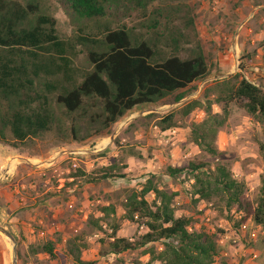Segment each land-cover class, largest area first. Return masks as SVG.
<instances>
[{
	"label": "trees",
	"instance_id": "16d2710c",
	"mask_svg": "<svg viewBox=\"0 0 264 264\" xmlns=\"http://www.w3.org/2000/svg\"><path fill=\"white\" fill-rule=\"evenodd\" d=\"M54 1L74 28L68 36L60 35L56 18L45 12L44 0H0V142L15 146L47 132L64 143L108 136L133 109L178 102L190 93L191 83L209 76L215 65L211 60L217 46L197 37L187 0ZM134 14L139 20L127 25ZM180 50L187 54L182 56ZM255 52L243 48L240 59L249 65ZM244 71L215 85L222 112L212 113L207 106L206 116L190 127L195 143L212 156L221 153L214 140L229 117L231 102L256 117L264 135V88L247 79ZM201 105L196 98L180 111L160 116L155 125L161 130L174 127L178 112L184 118ZM154 115L150 112L133 119L123 131L145 125ZM119 140L120 135L113 140L119 153L104 167L110 171L107 176L124 177V159L135 153ZM260 150L264 160V142ZM75 173L82 174L79 169ZM165 173L191 175L197 200L222 196L227 207L243 212V220L250 217L264 227V175L257 196L250 200L243 182L222 162L213 167L205 162L167 165ZM154 178L146 176L141 188L133 189L121 202L124 217L143 225L145 231L130 240L114 237L110 249L118 253L146 246L143 251L153 254L147 245L160 242V250L151 259L162 264H214L223 255L222 230L210 233L196 227L191 216H176L173 200L178 192L159 187ZM150 192L151 201L146 198ZM88 222L95 225L92 218ZM53 246L51 240L30 244L33 252L50 257H55ZM80 253L77 237L69 238L66 256L72 264H88Z\"/></svg>",
	"mask_w": 264,
	"mask_h": 264
},
{
	"label": "rangeland",
	"instance_id": "374dc122",
	"mask_svg": "<svg viewBox=\"0 0 264 264\" xmlns=\"http://www.w3.org/2000/svg\"><path fill=\"white\" fill-rule=\"evenodd\" d=\"M187 1L194 14V28L197 37L203 41L211 40L217 46L211 60L213 63L215 62V65L211 67L209 76L192 82L189 86L191 89L190 93L178 102L156 103L153 107L151 106L155 115L146 119L144 125L146 132L150 133L147 138L150 139V143H147L146 140L143 141L142 139L135 138L133 132H131L132 130L124 131L125 134L120 135L119 141L122 147L130 146L134 148V145L143 142V145L150 146V149L144 152L145 155L143 157L139 153L140 151L136 149L137 151L135 152L138 153V156L142 160H135L134 164L130 167V171L128 169L126 171L123 170L124 177L107 176L110 171L104 168L110 164L112 156H107L104 148L101 146L109 142V136L91 135L84 137L79 142L69 141L64 143L56 140L53 132H47L41 136L27 139L22 143H17L15 146L3 142L0 143L5 145L6 148L20 147L26 151L41 154L40 160L31 161L35 163H49L65 152H67L65 156L71 157L69 152L76 151V153H73L76 164L67 172L63 168V177L67 173L68 175H74L76 174V169H79L82 174L74 175V177L112 178L110 182L116 187L115 193L122 196L129 194L141 180H144L149 174H153L155 176L154 181L160 187L178 190V197L176 196L173 200L176 216H191L195 221L196 227L210 233L217 231V229L222 230L223 233L220 235L219 243L222 247L223 255L221 258L217 257L214 264H221V260H224V264H264V227L255 224L250 217L243 220V212L236 211L234 206L227 207L225 199L222 196H213L210 200H197L196 195L192 194L191 175L183 173L170 177L165 173L167 165L179 167L188 165L190 162L194 164L205 162L210 167H213L216 163L222 162L226 164L235 178L243 182L245 196L248 199L253 200L257 196L261 186V177L264 175V160L260 150V144L264 142L261 122L256 117L249 116L243 108L238 107L235 103H229V117L226 123L219 129L214 140L216 148L221 152L217 157L206 153L195 143L190 127L192 124L199 123L206 116L207 106H210L212 113L222 112V103L216 101L217 93L215 85L223 79L228 78L231 74L245 70L244 74L247 76V79L260 84L264 88V58H260L261 55H259L258 59L254 56L250 64L247 65L240 59L241 52L234 49L235 42H240V48L244 46L243 48L248 51L252 49L258 50L263 39H258L261 35H258L259 37L256 36L254 31L264 30V22L260 21L261 15L264 13L255 15L254 17L257 16L256 18L253 17L245 23L243 18L250 9L249 6L243 5L245 0H217L216 3L215 0ZM260 1L264 2V0H250V2L255 3ZM43 6H45V12H49L56 18L57 29L60 35L68 36L73 33L74 28L69 18L64 14L57 2L54 0H44ZM138 20V17L134 14L131 19L126 20V24L131 25L137 23ZM248 28L252 30L249 31ZM188 32L192 35L190 31ZM191 38L192 36H190ZM183 47H186V45H183ZM180 54L185 56L187 52L180 50ZM196 98L201 99V106L193 108L184 118L180 117L179 112L176 114V125L173 127L175 132L171 136L174 137V141H177L174 145L176 147L175 151L171 153L170 149L174 146L158 143L157 136L159 134L154 133L152 128L160 116L170 111H180L178 108L183 107ZM137 116H139L137 111L131 110L127 112L116 122L114 125L115 129L117 130L118 127L122 126L119 129L122 131V128H126L127 123ZM61 147L64 148L61 149ZM113 147L118 149L116 145H113ZM154 148L158 150L159 156L157 157L152 152ZM118 153L119 150L115 158H117ZM85 157L87 159L105 157L106 163H97V160H93L91 161L92 164L89 166V170L84 171V163L81 160ZM11 159L8 162H17V159ZM151 161L152 163L160 162L161 169L151 171L150 166L145 165L146 167L142 169H139L137 166V162L145 164L151 163ZM63 162L65 161H62L61 164ZM4 167H7V165ZM139 170L141 172L135 173ZM59 171L60 168L58 169ZM3 180L5 179L0 177V227L5 228L16 237V249L18 248L20 251V257L17 256L16 264H72L71 259L66 256L67 240L69 238L73 239L76 236L77 243L82 244L79 242H83L85 245L86 237L89 235L88 228L80 225L81 220H79L80 227L72 230L68 229L63 219L53 222V218H49L48 221H52L53 223L49 224L47 221L46 224L42 225L38 221L36 223L30 219L23 218L26 212L33 213L30 210V204L15 210L17 220L11 219L10 215L7 214L9 211L7 208L8 202L2 197L3 185H5ZM127 184H134L135 186L126 187ZM112 198L109 196L106 200H111ZM67 208L71 209L72 212L74 206ZM100 218L114 227L119 221L121 222L122 215L117 217L107 213L104 217ZM20 219L23 222H20ZM22 226H27L33 231H25ZM125 229H128V226ZM139 229L143 231L144 228ZM112 231H105L103 238L98 240L104 252L111 247L115 237ZM27 234L28 237L26 236ZM47 240H51L54 243L55 257L47 256L38 251L33 252V249L30 247V244ZM150 246L154 249L153 254L149 253L145 255L139 253V251H134L136 254L130 255V259L124 264H162L158 260L151 259L160 250L161 243L154 242ZM12 247L13 243L10 238L0 231V264H12L14 257ZM112 262L115 263V261Z\"/></svg>",
	"mask_w": 264,
	"mask_h": 264
},
{
	"label": "crops",
	"instance_id": "0c3cea01",
	"mask_svg": "<svg viewBox=\"0 0 264 264\" xmlns=\"http://www.w3.org/2000/svg\"><path fill=\"white\" fill-rule=\"evenodd\" d=\"M216 2L217 0H215V3ZM243 5H247L250 7L248 13L243 18V20H245V23L255 15H261L262 12L264 13V2L260 1L255 3L250 2V0H245L243 2ZM261 16L262 17L260 18V21L264 22V14ZM248 30L251 31L252 29L248 28ZM254 34L256 36L261 35L260 37L258 36V39H263L262 44L259 46L258 50L256 49L255 52V57H257L258 59L259 55H261L260 58H262V54L264 53V30L256 32L254 31ZM239 44L241 43L235 42L234 49L238 50V52H241L244 46L240 48ZM245 77L247 78L246 75ZM152 109V107H149L133 110L137 111L139 113V116L137 117H140L150 112H154V110ZM143 112L145 113L142 114ZM133 119H135V117ZM121 127H118L117 130L115 129L116 127H114L112 132L108 135L109 142L101 146L104 148V152L107 156L116 157L117 155L118 149H115L113 147V140L116 136H122L123 134H125V132L123 131L124 128H122L123 132L119 130ZM154 127H156V129ZM172 128L173 127L168 129ZM165 130L159 129L156 125H154L152 128V131L154 133L159 134V136L156 135L158 137V143L160 142L162 144H170V146H174L175 142L177 141H174V137L169 136L168 138L164 139L163 136H160L161 131ZM129 131L133 132L135 138L142 139L143 141L146 140L147 143H150V139H147L149 137L148 134L150 133L146 132L144 125H138L137 128H131L129 129ZM121 132L122 134H120ZM143 143L134 145L133 148L134 152L137 151L136 149H138L142 157L145 155L144 152L150 149V146L147 147V145H143ZM63 148L64 147H61V149ZM175 148V146L172 147L170 149V152H174ZM152 152L154 153L155 157L159 156V154L157 153V149H152ZM65 153H61L58 157H56L49 163H35L31 161L40 160L41 154L32 153L26 151L25 149H21L20 147L6 148L5 145L0 143V177L5 179L3 180L5 182V185H3L2 197H4V199L8 202L7 208L9 209V211L7 212V214L10 215L11 219L17 220L15 210L26 206L27 204H30V210H32L33 213L26 212L23 218L30 219L36 223L38 221L42 225L46 224L49 218H53V222H55V220L60 221L61 219H63L67 224L66 226L68 227V229L74 230V228L80 227L79 220H81L80 225H84V227L88 228L89 235L86 237L85 245L83 244V242H79L82 243L79 244L81 245L80 259L83 262H88V264H115L117 262L119 264H124L128 259H130V255L136 254V252L134 251H139V253L145 255L149 254L148 252L143 251L146 246L120 251L118 253L113 252L110 248L105 252L102 250V245L98 240L103 238L105 231L111 232L115 227V238H125L130 240L143 233L145 231V227L131 221L128 222L129 220L124 217L125 211L121 202L125 199V196L115 193L116 187L110 182L112 178H77L73 175H68V173L65 177H63L62 169L65 168V171L67 172L76 164L75 156L71 154V157H68L65 156ZM10 159H17V162H8V160ZM93 160H97V163H106L105 157L91 159H87V157H85L83 160H81L84 163V171L89 170V166L92 164L91 161ZM135 160H142L141 157L138 156V153L135 152L127 155L124 161L127 166L124 171H126L127 169L130 171V167L134 164ZM62 161L65 162L61 164ZM137 163L139 169H142L146 166H150L151 171L161 169L160 162L152 163L151 161V163L145 164H143V162ZM6 165L7 167L3 168V166ZM59 168L60 171L58 172ZM138 172H141V170L135 173ZM145 179L146 178H144V180H141V182L136 186L134 185V183L132 185L127 184L126 187H133L134 185V189H140L141 184L145 181ZM158 186L160 187V185ZM171 190H176L178 192L177 189ZM109 196L113 198L111 200H106V198ZM176 196L178 197V194ZM146 198L151 201L153 199V193H148L146 195ZM73 206L74 208L71 212V209H68L67 207L72 208ZM104 208H106L107 211H104ZM107 213L111 216L117 217H120L122 215L121 222L119 221V223H117V225H115L114 227L107 224L104 219L100 218L104 217ZM89 218L93 219V223L95 225H86ZM21 219L20 222H23ZM126 226H128V229H125ZM22 227L25 231H33L27 226ZM139 228L144 229L142 231ZM26 236L28 237V234ZM151 244L152 243H149L147 246H150ZM112 261H115V263H113Z\"/></svg>",
	"mask_w": 264,
	"mask_h": 264
},
{
	"label": "water",
	"instance_id": "95a60500",
	"mask_svg": "<svg viewBox=\"0 0 264 264\" xmlns=\"http://www.w3.org/2000/svg\"><path fill=\"white\" fill-rule=\"evenodd\" d=\"M0 231L3 232L6 236H8L10 238V240L12 241L13 243V260H12V264H16V258H17V249H16V241H15V238L13 237V235L8 232L5 228L3 227H0Z\"/></svg>",
	"mask_w": 264,
	"mask_h": 264
},
{
	"label": "built area",
	"instance_id": "2783aa9c",
	"mask_svg": "<svg viewBox=\"0 0 264 264\" xmlns=\"http://www.w3.org/2000/svg\"><path fill=\"white\" fill-rule=\"evenodd\" d=\"M156 129V127H154ZM175 132V129L172 128V129H168V130H165V131H161V136L164 137V139L168 138L169 136H171L173 133ZM80 152V151H79ZM70 154H73V153H76V151H72V152H69Z\"/></svg>",
	"mask_w": 264,
	"mask_h": 264
}]
</instances>
